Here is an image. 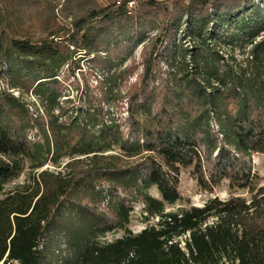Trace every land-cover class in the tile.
<instances>
[{
  "label": "trees",
  "instance_id": "1",
  "mask_svg": "<svg viewBox=\"0 0 264 264\" xmlns=\"http://www.w3.org/2000/svg\"><path fill=\"white\" fill-rule=\"evenodd\" d=\"M107 1L0 0V74L43 112L33 118L20 97L0 94V264H264V187L250 200L166 211L182 198V169L193 168L210 191L225 179L252 188L250 157L264 155V0ZM153 30L161 50L143 83L154 79L158 59L175 61L173 99L188 93L201 111L167 122L147 99H135L129 134L116 119H101L98 107L66 118L63 69L78 55L105 52L103 70H114L117 55L132 53ZM223 46L247 54L246 64ZM211 110L229 148L214 162ZM63 159L60 171L44 168ZM27 165L30 183L6 192ZM137 203L158 222L134 233ZM118 230L125 234L104 240Z\"/></svg>",
  "mask_w": 264,
  "mask_h": 264
},
{
  "label": "rangeland",
  "instance_id": "2",
  "mask_svg": "<svg viewBox=\"0 0 264 264\" xmlns=\"http://www.w3.org/2000/svg\"><path fill=\"white\" fill-rule=\"evenodd\" d=\"M105 4L107 0H99ZM119 1V0H116ZM122 1V0H120ZM166 1V0H162ZM261 0H256L259 3ZM134 6L131 2L129 5ZM157 34L156 30L149 31L148 37L144 44L138 46L132 53H120L115 58V67L108 72L103 70L104 59L107 54L100 52L99 58L97 55H78L76 56V63L71 67L66 66L61 73V84L65 88L68 101L62 102L64 105L65 117L70 118L75 114L76 109H86L95 107L102 109L101 119L110 120L116 119L120 124L125 134L131 133V108H135L133 101L137 99V103L148 100L147 104L151 107L153 115H157L159 120H166L169 118L179 120L182 116L181 112H187L188 115H194L201 111L199 102L190 98L187 99L188 93L183 99L178 97L173 99L171 89L174 88L176 66H170L174 62L169 63L165 59H158L154 66V79L147 84L143 83V74L147 66L148 60L151 59L153 53H158L161 49H156L153 45L154 36ZM183 34V33H182ZM166 45V44H164ZM189 45V42L186 43ZM163 49V48H162ZM155 50V51H154ZM223 52L228 56L235 54L239 63L246 64L247 54H244L238 47L233 48L229 46L222 47ZM128 58V59H127ZM178 63V61H176ZM176 64V63H175ZM107 70V69H106ZM105 72V73H104ZM176 74V73H175ZM116 78L115 80L112 78ZM146 94L143 95V93ZM10 93L15 97H20L27 105L31 116L42 115V110L36 104V99L29 93L21 94V92L11 89L6 77L0 74V94ZM193 98V97H192ZM74 114H73V113ZM211 128L214 137L217 139L219 148L214 152L212 162H214L221 147L225 146L224 136L221 126L216 119L215 111H210ZM32 139H39L37 131L34 129L30 132ZM227 148V146H225ZM229 149V148H227ZM231 149V148H230ZM205 158V168L207 173L211 169L213 163L211 159L208 160L207 145H203ZM119 151V150H117ZM67 159L62 160L60 168L48 163L44 168H49L53 171H60L66 164ZM250 165L252 167V188L240 189L230 187L229 180L225 179L210 191L208 188L201 187L196 179L193 168L182 169L179 177V191L182 196L175 205H167V212H177L180 210H188L194 206L203 207L208 201L214 198L220 200H228L233 196H241L246 200H250L252 194L264 187V155L254 153L250 157ZM32 179V171L29 165L26 166L24 172L15 180L9 182L6 186V192L21 190L30 183ZM155 197L160 198V194L156 187L150 191ZM144 205L142 203L135 204V210L132 213L129 228L134 233H139L147 226L155 225L158 222L157 218L150 220L145 219L146 213L143 212ZM124 231L118 230L107 234L104 238L106 241H113L124 235ZM186 236L180 238L184 240ZM188 237V234H187ZM184 245V243H182Z\"/></svg>",
  "mask_w": 264,
  "mask_h": 264
},
{
  "label": "built area",
  "instance_id": "3",
  "mask_svg": "<svg viewBox=\"0 0 264 264\" xmlns=\"http://www.w3.org/2000/svg\"><path fill=\"white\" fill-rule=\"evenodd\" d=\"M131 4V3H130Z\"/></svg>",
  "mask_w": 264,
  "mask_h": 264
}]
</instances>
